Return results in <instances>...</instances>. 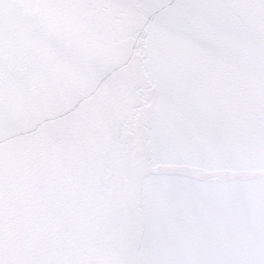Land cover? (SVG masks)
Instances as JSON below:
<instances>
[{
	"label": "snow or ice",
	"instance_id": "1",
	"mask_svg": "<svg viewBox=\"0 0 264 264\" xmlns=\"http://www.w3.org/2000/svg\"><path fill=\"white\" fill-rule=\"evenodd\" d=\"M0 264H264V0H0Z\"/></svg>",
	"mask_w": 264,
	"mask_h": 264
}]
</instances>
